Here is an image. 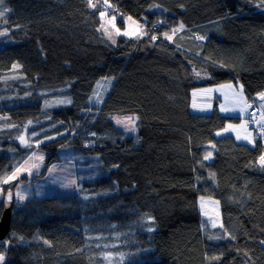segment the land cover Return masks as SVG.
Listing matches in <instances>:
<instances>
[{"label": "trees", "instance_id": "trees-1", "mask_svg": "<svg viewBox=\"0 0 264 264\" xmlns=\"http://www.w3.org/2000/svg\"><path fill=\"white\" fill-rule=\"evenodd\" d=\"M91 2L0 3V184L14 189L4 181L51 135L48 165L70 147L83 183L15 203L0 264H264L262 138L217 137L237 117L190 106L195 87L264 91V0ZM133 18L145 35L116 31ZM113 115H134L136 134Z\"/></svg>", "mask_w": 264, "mask_h": 264}, {"label": "rangeland", "instance_id": "rangeland-1", "mask_svg": "<svg viewBox=\"0 0 264 264\" xmlns=\"http://www.w3.org/2000/svg\"><path fill=\"white\" fill-rule=\"evenodd\" d=\"M104 20L107 23L109 22V20L107 19H104ZM138 28L139 29L141 28V26L139 25V22L135 20H130V22H127L126 26L122 30L119 29V32L123 34V36L132 37L135 35H124V32H135L137 31ZM179 30H181V27ZM110 81L112 83V80L108 79V81H106L104 84L109 85ZM223 83L224 84L221 86H225V87H221V86L219 87V92L223 96H225V100H224L225 104L223 106H225V108L227 107V109H229V111L233 112L235 115H238L240 117L245 116L241 120L244 123V121H246V108L244 109V111H240V109L244 108L246 100H247V95L244 91V88H242L243 99L239 103L237 101L240 100V98L239 96L235 95L236 93H240L241 91L240 89V86L242 85L241 82L238 80L236 82L228 81V82H223ZM227 85H232V88H230V91H229V88L226 87ZM193 90H194V94H193L192 100H193L194 106H192V110H191L193 111V113L196 112V109H195L196 106H205V107L209 106L210 108L215 106V103L213 102V98L211 94L209 95L207 99H202L200 97V94L202 93L205 94V92L207 91L201 92V88H195ZM195 92H198V94ZM105 95H106V91L104 90V86H102L98 90L97 97L101 99V98H104ZM257 96H258V99L264 105V100H261L259 98V95ZM197 113L211 114L213 113V110H210L208 112H197ZM127 117L135 118L134 130H132L133 125L129 124L127 120L125 119ZM110 118L113 119L115 123L119 127L123 128L127 133L136 134V131H137L136 130V117L134 115H115V116L113 115V116H110ZM118 120L122 122L118 123L117 122ZM231 124H239V123L234 122ZM239 126L242 127V125H239ZM246 128L250 131L244 134H240L239 136L241 137L240 139H244L243 137L245 136H248V137H251L252 135L255 136V132L252 128H248V127ZM223 129L224 127L220 130H217L216 135ZM66 133L67 132L61 134V136H59L58 138H64L65 139L64 141L69 140V137L65 135ZM223 135L225 136L226 134H223ZM54 138H57V136L51 135L49 137H45L42 140L38 141L36 148H34L32 152L23 160V162L13 171V173H15L17 169H22L19 173H17L16 178L14 179V180H18L17 184L15 185V188L13 189L14 199H15L14 202L17 205H20V206L23 205L24 201L31 197H46V196H53V195H61V194H65L70 191H74L76 189H80V187L83 185V183L80 181L77 175L78 171H76V162H75L76 159L74 157L75 155L73 153V150H71L69 147L62 148L59 151L60 160L58 161L54 160L56 159L57 156H53L51 159L52 162L50 161L48 165V162H49L48 158L51 155V152L46 150V148H43L42 145L46 144L48 141ZM23 139H24V142L21 141V138H18V140L21 141L24 145L28 144V140H27L28 136L25 135ZM262 141H263V138H262ZM238 142H240V140ZM242 143H245V142H242ZM263 155H264V151H263ZM23 177H25V179ZM5 191L6 190L3 188L2 184H0V203L3 201ZM20 197H23V199H21ZM199 204H200L199 208H200L202 219L205 220L212 227L221 226L220 207H219L218 201L211 198V200L209 201L202 200L201 203Z\"/></svg>", "mask_w": 264, "mask_h": 264}, {"label": "crops", "instance_id": "crops-1", "mask_svg": "<svg viewBox=\"0 0 264 264\" xmlns=\"http://www.w3.org/2000/svg\"><path fill=\"white\" fill-rule=\"evenodd\" d=\"M224 83H219V84H216V85H210L209 87L207 86V87H202L201 88V92H203V91H206V90H211V91H207V92H205V94H200V97L202 98V99H207L208 97H209V95L211 94L212 95V98H213V102L215 103V106H213V107H205V106H196V108L195 109H198V108H200V109H205L206 111H210V110H216L217 112H219L220 114L222 113L223 115H227V116H235V117H237V120H230V121H228L227 123H226V125H225V127H224V129L223 130H221L220 132H219V135L217 136V137H222V136H224L223 134H226V135H229V134H231V135H233L234 136V138L236 139V140H240V142H245V143H248V144H250V145H255L256 144V137L255 136H251V137H249V139H237V137L238 136H240V134H244V133H246V132H249L250 130H248L246 127H248V125H247V118H246V121H244V123L241 121L245 116H243V117H240V116H238V115H235L233 112H230V111H223L222 109H223V107L225 108V106H223L225 103H224V100H225V96H223L220 92H219V87L221 86V85H223ZM213 87V88H212ZM206 89V90H205ZM229 91H230V88H229ZM195 93H197L198 94V92H195ZM193 94H194V92H193ZM193 94H192V96H191V99H193L192 97H193ZM190 106L192 107V106H194V104H193V100H191V104H190ZM227 108V107H226ZM246 117H247V113H246ZM258 121H259V123L261 124V125H263L264 126V115H261V116H259L258 117ZM234 122H236V123H239V124H231V123H234ZM239 125H242V127L241 126H239ZM229 126H231V127H229ZM249 128V127H248ZM225 129H228V131H225ZM217 132V131H216ZM255 137V138H254ZM204 200H207V201H209V200H211V199H209V198H204Z\"/></svg>", "mask_w": 264, "mask_h": 264}, {"label": "snow or ice", "instance_id": "snow-or-ice-1", "mask_svg": "<svg viewBox=\"0 0 264 264\" xmlns=\"http://www.w3.org/2000/svg\"><path fill=\"white\" fill-rule=\"evenodd\" d=\"M0 3H2V0H0ZM89 6H90V7H96V5L93 4V3L91 2V0H89ZM5 11H7V10H5ZM3 15H5V12H4V11H0V16H3ZM101 16H104V13H103V12L101 13ZM113 19H114V18H113ZM182 27H183V25H181V28H182ZM116 31L119 33V29H116ZM124 35H141V36H142V35H145V33H144L142 30H140V29L138 28L137 31H135V32H124ZM156 38H157V37H155V36L151 37V39H153V40H155ZM168 39H171V37L169 36ZM201 39H203V37H201ZM113 42H115V41H113ZM13 67H14V68H18L19 65H13ZM221 87H225V86H221ZM226 87H228V88H232V85H227ZM242 88H243V86L241 85V86H240V89H241L240 93H236V94H235V95L239 96V98H240V100L237 101L238 103H239L240 101H242V99H243V97H242ZM206 91H211V90L209 89V90H206ZM258 95H259V98H260L261 100H264V92H261V93H259ZM62 102H63V101H61V103H62ZM247 107H249V105L245 104L244 108H241L240 111H244V109L247 108ZM222 110H223V111H229V109H227V108H223ZM125 119L127 120V122H128L129 124L133 125V129H132V130H134L135 118H134V117H127V118H125ZM117 122H118V123H121L122 121L118 120ZM229 127H231V126H229ZM225 131H228V129H225ZM217 135H219V133H217ZM240 138H241V137H239V136L237 137V139H240ZM243 138H244V139H249L248 136H245V137H243ZM21 141L24 142L23 137H21ZM210 155H211V154L206 155V156L204 157V159H209ZM41 159H42V157H41ZM260 162H261L262 164H264V155H262V156L260 157ZM21 170H22V169H17L16 172L13 173L11 176H9L4 182L7 183V182L10 181V180H14V179L16 178L17 173H19ZM50 171H51V169H50ZM9 198H11V194H9ZM20 198L23 199V197H20ZM201 199H203V198H201ZM150 219H151V218H150ZM150 230H151V229H150ZM3 260H4V256H3L2 254H0V261H3Z\"/></svg>", "mask_w": 264, "mask_h": 264}, {"label": "water", "instance_id": "water-1", "mask_svg": "<svg viewBox=\"0 0 264 264\" xmlns=\"http://www.w3.org/2000/svg\"><path fill=\"white\" fill-rule=\"evenodd\" d=\"M9 194H11V198H9ZM3 204L4 207L0 217V239L4 238L7 235L10 228V221L14 204V196L11 188L6 191Z\"/></svg>", "mask_w": 264, "mask_h": 264}, {"label": "clouds", "instance_id": "clouds-1", "mask_svg": "<svg viewBox=\"0 0 264 264\" xmlns=\"http://www.w3.org/2000/svg\"><path fill=\"white\" fill-rule=\"evenodd\" d=\"M133 20H135V21H137L138 22V20H136V19H134L133 18ZM139 25L142 27V24H141V22H139ZM196 34V32L194 33V35ZM197 38L198 39H200L201 37H199L198 35H197ZM199 71V70H198ZM213 85H216V84H213ZM210 85H208V87H209ZM212 86V85H211ZM202 87H207V86H201V87H195V88H202ZM195 88H193V89H195ZM193 92H194V90H192L191 91V96H192V94H193ZM97 94H98V92H97ZM97 94H96V97H97ZM251 100H253V101H256L257 103H259L261 106H262V108H263V110H264V105H263V103L258 99V96L257 95H255L254 97H251V98H248L247 97V100H246V103L245 104H247L249 101H251ZM214 111V110H213ZM246 113H247V124L249 123V119H250V114H249V111H248V109L246 108ZM258 115V117L259 116H261V115H264V112L263 113H259V114H257ZM258 117L256 118L257 119V123L255 124L256 126H259V125H261L260 123H259V121H258ZM249 126V125H248ZM264 144V143H263ZM8 189H10V187L9 188H7L6 189V191L8 190ZM12 189V188H11ZM6 191H5V193H6ZM12 193H13V189H12ZM5 195V194H4ZM13 196H14V193H13ZM201 198H203V199H201ZM204 198H209V199H211L212 197H210V196H205V195H200L199 197H198V203H201V201L202 200H204ZM214 199V198H213ZM3 201H4V197H3ZM3 201L0 203L1 205H2V211H3V207H4V204H3ZM14 201H15V199H14ZM14 204H15V202H14ZM14 204H13V208H14ZM200 205V204H199ZM220 207V206H219ZM200 209V208H199ZM2 211H1V213H0V217H1V214H2ZM13 211V210H12ZM11 222V221H10ZM9 230H10V228H9ZM9 232V231H8Z\"/></svg>", "mask_w": 264, "mask_h": 264}, {"label": "built area", "instance_id": "built-area-1", "mask_svg": "<svg viewBox=\"0 0 264 264\" xmlns=\"http://www.w3.org/2000/svg\"><path fill=\"white\" fill-rule=\"evenodd\" d=\"M247 105H249V107H247L249 114L251 115L250 119H249V126H254L257 123V119L255 117V115L259 114V113H263L264 110L262 108V106L257 103L256 101H249L247 103ZM258 136H262V133L259 132Z\"/></svg>", "mask_w": 264, "mask_h": 264}, {"label": "bare ground", "instance_id": "bare-ground-1", "mask_svg": "<svg viewBox=\"0 0 264 264\" xmlns=\"http://www.w3.org/2000/svg\"><path fill=\"white\" fill-rule=\"evenodd\" d=\"M191 100H192V99H191ZM249 145H250V144H249ZM64 147H66V146H64ZM69 148H70V147H69ZM14 170H15V169L12 170L11 174L13 173Z\"/></svg>", "mask_w": 264, "mask_h": 264}]
</instances>
